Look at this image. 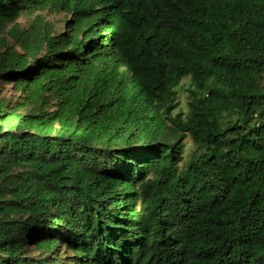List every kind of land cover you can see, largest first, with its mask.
Wrapping results in <instances>:
<instances>
[{
    "label": "trees",
    "instance_id": "16d2710c",
    "mask_svg": "<svg viewBox=\"0 0 264 264\" xmlns=\"http://www.w3.org/2000/svg\"><path fill=\"white\" fill-rule=\"evenodd\" d=\"M0 264H264V0H0Z\"/></svg>",
    "mask_w": 264,
    "mask_h": 264
},
{
    "label": "rangeland",
    "instance_id": "374dc122",
    "mask_svg": "<svg viewBox=\"0 0 264 264\" xmlns=\"http://www.w3.org/2000/svg\"><path fill=\"white\" fill-rule=\"evenodd\" d=\"M62 15H58L57 18H60ZM54 18V17H52ZM21 22H24L23 18H20ZM190 86V80L188 77H185L181 83L178 85V87L176 88V92H175V99H176V103L177 106L173 109L172 114H177V113H181L182 117L186 116L187 114V99L189 96V91L188 88ZM10 86L7 85L6 88H9ZM169 122V121H168ZM191 148H193L191 139L189 137L186 138L185 140V159L188 158V153L189 150H191Z\"/></svg>",
    "mask_w": 264,
    "mask_h": 264
}]
</instances>
